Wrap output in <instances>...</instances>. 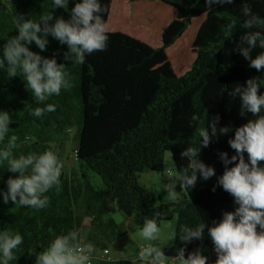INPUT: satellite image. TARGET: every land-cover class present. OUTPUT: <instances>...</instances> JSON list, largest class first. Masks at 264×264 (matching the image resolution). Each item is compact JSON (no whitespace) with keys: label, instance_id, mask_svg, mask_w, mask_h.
<instances>
[{"label":"trees","instance_id":"obj_1","mask_svg":"<svg viewBox=\"0 0 264 264\" xmlns=\"http://www.w3.org/2000/svg\"><path fill=\"white\" fill-rule=\"evenodd\" d=\"M80 0H69L68 10L54 8L53 0H0V57L6 40L18 34L16 18L39 21L40 16L69 18L70 10ZM108 26L105 51L87 55L81 64L69 63L66 70L73 78L72 86L50 97L45 103L56 105V111L41 118L30 115L38 105L25 87L23 76L9 78L7 67L0 68V111H7L12 122L8 137L0 141V150L12 135L18 137L14 155L42 153L52 148L63 162L60 190L47 195L50 204L44 209L3 203L0 195V231L8 229L23 237L14 250L16 260L10 264H35V254L51 240L69 230H82L89 219L95 248L105 249L123 236L112 219L122 213L133 225L142 229L144 218L161 213L162 222L175 219L172 243L163 251L170 261L176 250L185 248V257L197 248H209L217 256L205 229L204 239L183 243L179 227H195L200 223L212 226L225 211H234V198L216 186L224 172L219 153L235 155L228 140L235 129L255 119L241 113L240 99L228 93L237 85L256 77L264 93V71L248 67L249 62L234 51L242 34L239 28L247 19L245 3L254 15L264 19V0H233L230 5H217L209 10L205 0H100ZM235 21L232 37L227 25ZM54 22V21H53ZM47 50L33 43L31 50L66 63V45L48 37ZM259 51L253 52L255 56ZM200 117L190 126L193 114ZM261 114H264L262 111ZM219 115L218 127H229L227 135L214 138L201 148L199 159L215 168L216 176L197 181L195 187L181 190L178 200L161 203L139 183L143 173H161L165 154L169 153L176 177L188 171L187 159L180 153L187 146L199 148V130ZM74 130L77 156L74 168L62 155L54 135ZM73 153V151H72ZM247 160V154L245 153ZM232 165H229L231 167ZM264 166V165H261ZM90 173L102 185L94 187ZM18 174L0 163V190H7L6 181ZM105 243V244H104ZM31 253L32 255H30ZM138 263L140 261L138 259Z\"/></svg>","mask_w":264,"mask_h":264},{"label":"clouds","instance_id":"obj_2","mask_svg":"<svg viewBox=\"0 0 264 264\" xmlns=\"http://www.w3.org/2000/svg\"><path fill=\"white\" fill-rule=\"evenodd\" d=\"M233 0H205L206 7L211 10L217 5H230ZM69 0H53V7L68 10ZM106 8L100 0H80L70 10L68 19L54 17L53 13L42 15L39 21L19 14L16 18L18 34L10 36L2 48L0 68L7 67L9 78L23 76L25 87L31 92L38 105L30 111V115L41 118L47 113L56 111V105L45 103L52 96H59L62 89L72 86L73 78L66 70L69 63L81 64L87 55L96 51H105L108 44V26L103 14ZM247 19L239 28L242 34L236 42V51L249 62L248 67L258 72L264 71V19L252 13L247 3L242 9ZM54 21V22H53ZM237 29L235 21L227 25V34L232 37ZM66 45L64 52L66 63H58L56 55L51 58L42 56L40 52L47 50L48 37ZM35 44L40 52L29 47ZM259 48L255 56L253 52ZM261 84L256 77L248 79L244 85H237L228 95L240 99L241 113H250L255 119L235 129L234 137L228 144L235 150L230 158L227 152L219 153L224 165V172L217 177V185L234 198V211H225L222 218L214 221L212 226L200 223L195 227L181 225L178 238L187 244L195 240H203L205 229L213 243L216 260L214 264H264V93L260 92ZM200 117L193 114L190 126L198 122ZM219 115L208 121L206 127L199 130V148L185 147L181 159H187L188 171L175 177L171 169L166 172L167 182L164 191L169 193L173 202L178 200L177 185L181 190L195 187L198 179L207 181L216 176L215 168L206 165L199 159L201 148L218 136L227 135L229 127H218ZM12 122L7 111H0V141L8 137L9 125ZM18 137L12 135L7 144L0 150V163H7V170L18 174L10 176L5 182L7 190H0L3 203L18 204L22 207L44 209L49 206L47 195L53 188L60 190L61 174L64 167L62 160L52 148L42 153L14 155ZM247 154V160L245 159ZM229 165H232L229 167ZM161 213L154 212L145 217L140 232L144 240L156 241L160 232ZM23 243L22 235L5 229L0 231V264H10L16 260L14 250ZM162 246L152 243L139 251L140 264H167L168 257ZM95 247L85 243L79 230L73 229L56 235L49 245L35 254V264H89L93 259ZM175 259L180 264H208V258L202 254L201 248L188 253L185 248L176 250ZM32 255L31 253H29Z\"/></svg>","mask_w":264,"mask_h":264},{"label":"rangeland","instance_id":"obj_3","mask_svg":"<svg viewBox=\"0 0 264 264\" xmlns=\"http://www.w3.org/2000/svg\"><path fill=\"white\" fill-rule=\"evenodd\" d=\"M53 138L55 142L57 143L62 155L65 156V158L66 157L68 158V161L66 160L65 165L68 166V168H74L76 166V163L73 160V154H72V151L76 149V143L74 141V130H71L70 132L66 131L63 133L55 134ZM169 169L173 171V173L175 174L174 176L175 178L176 173L172 166L171 156L169 153H166L165 158H164V168L161 173L148 172V173H143L139 176V183L144 188L151 191L159 199L161 203H168L171 200L169 193L163 190L164 185L167 182L166 172ZM90 181L94 187H100L102 185L100 178L93 173H90ZM111 216L115 220L117 225L120 223L121 220H124L123 217H125V215H123L122 213H116L114 215L112 214ZM172 221L175 222V219H173ZM171 224L172 223L170 221H167L165 223H162L161 226L159 227L160 228L159 236L160 238L162 237V239L164 240L163 243H168V241H171V238L174 236V234H172L173 232L169 230ZM134 230H135L134 234H132V232H128L127 239H123L120 241V243L124 247L122 248L121 255L124 257V259L129 258L130 260L125 261L122 259L123 261H117L113 264H137L136 261H133V258H132V254L135 253V250L131 246V243L134 244L136 248H139L141 244L144 246L148 244H152L150 241L144 240L141 237L140 229L135 227ZM80 235L84 237L85 243H91L88 240V238L92 236V230H91V227L89 226V219L84 220L82 230L80 231ZM153 243H155V241H153ZM155 244H158V243H155ZM161 245L164 246L166 244H160V246ZM201 250H202V254L206 257L214 256L213 252L209 248H204ZM92 264H98V261L94 259ZM174 264H180V262H177Z\"/></svg>","mask_w":264,"mask_h":264},{"label":"crops","instance_id":"obj_4","mask_svg":"<svg viewBox=\"0 0 264 264\" xmlns=\"http://www.w3.org/2000/svg\"><path fill=\"white\" fill-rule=\"evenodd\" d=\"M116 213H118V212H116ZM123 219L124 220H121L118 225L116 224L118 226L119 230L121 231V233H123V236L121 238H119L118 240H116V241H114L112 243H109L107 245L104 243L105 244V249L104 250H102L100 248H95V252L93 253V257L95 259H96V257L98 255H100L102 253L105 254V258L104 259H102V260L96 259V261H98V264H111V263L113 264V263H115L117 261L130 260L129 258L124 259V257L121 255L122 254V248H124V247L120 243V241L123 240V239H127V236H128L127 233L128 232H132V234H134L135 233V230H134L135 229V226L133 225L132 221L129 218L123 217ZM113 221L115 222L114 219H113ZM170 222L172 224H171L169 230H171V232H173L172 234H174L175 222H173L172 220ZM163 223H165V222H163ZM161 224H160V226H161ZM172 240H173V237L171 238V241H168V243H163L164 240L162 239V237L160 238V236L158 234V239L155 241V243H158L159 244L161 242L160 244H166L164 246L161 245L162 247L165 248V247L169 246L172 243ZM150 242L153 243V241H150ZM131 246L135 250V253L132 254L133 261H136V263L139 264L138 263V259H139V248H136V246L134 244H132V243H131ZM140 246H142V244ZM177 262H179V261H170V260H168L167 261V264H174V263H177Z\"/></svg>","mask_w":264,"mask_h":264},{"label":"built area","instance_id":"obj_5","mask_svg":"<svg viewBox=\"0 0 264 264\" xmlns=\"http://www.w3.org/2000/svg\"><path fill=\"white\" fill-rule=\"evenodd\" d=\"M72 154H73V157H76V156H77V149H74ZM142 247H144V245H142V246L139 247V251H140V249H141ZM104 258H105V254H104V253H102V254H100V255H98V256L96 257V259H98V260H102V259H104ZM94 259H95V258L93 257V259L89 262V264H92V262H93Z\"/></svg>","mask_w":264,"mask_h":264}]
</instances>
